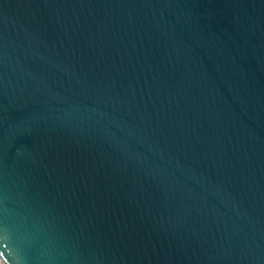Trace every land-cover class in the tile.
Segmentation results:
<instances>
[{
	"label": "water",
	"instance_id": "water-1",
	"mask_svg": "<svg viewBox=\"0 0 264 264\" xmlns=\"http://www.w3.org/2000/svg\"><path fill=\"white\" fill-rule=\"evenodd\" d=\"M2 264H264V0H0Z\"/></svg>",
	"mask_w": 264,
	"mask_h": 264
},
{
	"label": "built area",
	"instance_id": "built-area-1",
	"mask_svg": "<svg viewBox=\"0 0 264 264\" xmlns=\"http://www.w3.org/2000/svg\"><path fill=\"white\" fill-rule=\"evenodd\" d=\"M0 264H2V263L0 262Z\"/></svg>",
	"mask_w": 264,
	"mask_h": 264
}]
</instances>
